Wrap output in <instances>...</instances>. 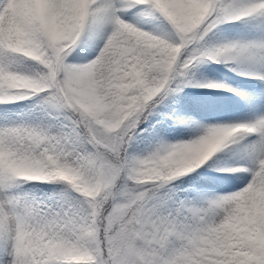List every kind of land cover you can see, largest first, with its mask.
Instances as JSON below:
<instances>
[{
  "label": "snow or ice",
  "instance_id": "snow-or-ice-1",
  "mask_svg": "<svg viewBox=\"0 0 264 264\" xmlns=\"http://www.w3.org/2000/svg\"><path fill=\"white\" fill-rule=\"evenodd\" d=\"M0 264H264V0H0Z\"/></svg>",
  "mask_w": 264,
  "mask_h": 264
},
{
  "label": "rangeland",
  "instance_id": "rangeland-1",
  "mask_svg": "<svg viewBox=\"0 0 264 264\" xmlns=\"http://www.w3.org/2000/svg\"><path fill=\"white\" fill-rule=\"evenodd\" d=\"M225 27L226 28H228V27H231V26H229V25H225ZM208 67H211V68H219L220 66H218V65H210V66H208ZM229 76H231V77H233L234 78V80H228V81H223V82H229V83H232L233 84V86H239L242 90H246L247 89V87H248V85H246L245 83H244V78L243 77H239V76H235L234 74H229ZM235 76V77H234ZM197 78H199V76L197 75ZM210 78V77H209ZM237 78V79H236ZM238 78H239V80H238ZM185 91H187V92H196V91H200L199 89H185ZM182 95V94H181ZM29 187H31V186H29Z\"/></svg>",
  "mask_w": 264,
  "mask_h": 264
},
{
  "label": "bare ground",
  "instance_id": "bare-ground-1",
  "mask_svg": "<svg viewBox=\"0 0 264 264\" xmlns=\"http://www.w3.org/2000/svg\"><path fill=\"white\" fill-rule=\"evenodd\" d=\"M232 75V74H231ZM231 77V76H230ZM235 77V76H234ZM237 79V78H236ZM231 80H234V78L233 77H231ZM238 80H239V78H238Z\"/></svg>",
  "mask_w": 264,
  "mask_h": 264
}]
</instances>
